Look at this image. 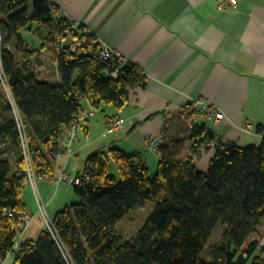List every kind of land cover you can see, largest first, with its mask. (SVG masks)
<instances>
[{"label": "trees", "instance_id": "obj_1", "mask_svg": "<svg viewBox=\"0 0 264 264\" xmlns=\"http://www.w3.org/2000/svg\"><path fill=\"white\" fill-rule=\"evenodd\" d=\"M31 22L55 26L53 32L49 28L55 83L39 79L29 64L35 50L21 31L29 30ZM0 25L5 39L0 61L23 117L33 170L53 179L58 152L65 150L60 144L63 129L77 120L83 103L92 111L111 104L120 110L128 103L129 90L144 88L148 77L122 57L111 77L112 69L97 57L99 45L92 44L96 36L82 26L71 29L69 20L45 0H0ZM68 35L79 38L84 51L92 48V54L57 53L58 39ZM0 107V139L5 142L0 150V259L12 254L13 264H264V137L257 145L241 146L215 138L206 121L191 127L196 156L202 144L216 141L203 172L192 156L184 159L182 140L158 146L160 158L152 175L138 152L118 147L94 152L76 175L88 177L73 186L80 203L52 217L56 235L44 228L36 238L21 241L16 223L26 211L25 160L6 96L0 95ZM149 200L153 212L135 236L124 240L117 229L120 221ZM220 225L225 230L206 260L203 251Z\"/></svg>", "mask_w": 264, "mask_h": 264}, {"label": "crops", "instance_id": "obj_2", "mask_svg": "<svg viewBox=\"0 0 264 264\" xmlns=\"http://www.w3.org/2000/svg\"><path fill=\"white\" fill-rule=\"evenodd\" d=\"M45 1L61 16L79 21L100 45L110 46L122 59L140 66L148 77L144 88L129 90L122 109L103 105L79 122L69 154L56 157L54 179L62 171L72 176L81 173L88 156L113 147L140 153L147 166L150 152L157 161L160 158L157 150L150 151L147 140L161 131L166 132L164 143L182 140L184 159L192 156L205 171L213 152L196 156L191 150L192 130L183 116L185 108L199 98L223 113L222 119L207 122L215 138L241 146L262 142L264 0H238L234 7L225 0ZM38 37L41 45L32 49L29 64L39 79L55 76L57 81L52 37L40 33ZM83 106L89 109L86 102ZM113 118H119V126H111ZM247 123L250 131L244 128ZM4 144L0 139V150ZM37 181L38 195L30 185L23 191L31 221L20 233L21 241L36 238L45 228L38 199L51 217L81 200L66 181Z\"/></svg>", "mask_w": 264, "mask_h": 264}, {"label": "built area", "instance_id": "obj_3", "mask_svg": "<svg viewBox=\"0 0 264 264\" xmlns=\"http://www.w3.org/2000/svg\"><path fill=\"white\" fill-rule=\"evenodd\" d=\"M238 0H225V4H229L230 6L234 7L236 5ZM223 2V3H224ZM225 4H222L223 7ZM50 5V4H49ZM51 8H54L55 6L52 4L50 5ZM64 16V15H63ZM66 18V16H64ZM69 20V25L71 29H75L80 25V22L77 20ZM4 30L0 25V59H1V48L3 46L4 43ZM99 39L96 38L93 41V45H98L99 44V48H98V52H97V57L100 61L102 62H106L108 65V68L112 69L110 70V76L111 77H116L117 75V67L116 65V61L120 60V56H118V54L114 51L113 48H111L110 46L107 45H100L99 43ZM82 43L80 41L79 38L77 37H72L69 36L68 37H64V38H59L55 48L57 53H63L65 51L70 52L71 54H78V55H83V54H92V48H88L86 51L83 50V48L81 47ZM111 61H114L113 64L111 63ZM110 62V64H109ZM56 63V61H55ZM120 63V62H118ZM0 83H2L3 88H4V92L5 94H7L8 96V100L10 105L13 108V112H14V116L16 117V121H17V126L19 127V133H20V139H21V149L23 151V157L25 160V168L22 170L23 174L25 175V177L27 178V182L28 185H30L33 189V191L37 190V183H38V179L42 178L38 175H36L35 171L33 170V165H32V159L30 157V148L28 145V138L26 136V129L24 127L23 124V117L20 115L19 110L17 108V105H15V100L13 97V94L11 93L10 90V85L7 82V78L5 75V72H3V68H2V61H0ZM93 114L92 110H85V109H81L77 112L76 116H77V120H73L69 123V127L68 128H64L63 129V135L62 138L60 139V144L61 147H63L65 150H59L58 155L61 154H69L70 152V144L71 141L73 139V137L75 136V132L77 127L79 126V122L87 117H89L90 115ZM183 116L185 117V119L187 120V123L190 127H194L198 124H200L202 121H212V120H218V119H222L223 113H221L220 111H215L214 107L212 106V103H210L207 100H202V99H196L193 100L188 107L185 108ZM111 126L113 127H117L120 124V120L119 118H113L110 121ZM245 130L250 131L251 128V124L247 123L245 125ZM166 137V132L161 131L160 134H158L155 137H150L147 140L148 143V147L150 150L155 151L157 150L158 146L163 142V140ZM216 141H214L213 139L202 144V146L199 148V150L202 151H210L213 152L214 150V145H215ZM207 148V149H206ZM206 149V150H205ZM214 153V152H213ZM57 155V156H58ZM88 178L85 174L81 177L78 176H72V175H67L66 173H64L63 171L59 173V175L57 176V178L54 179H50V180H55V181H66L67 183H69V185H82L83 183H85L87 181ZM34 191V193H36ZM38 214H40L43 217L44 220V225L45 228H47L49 230V232L55 236L56 232H55V227L53 225V218L51 217V215L48 214L47 212V206L46 204L41 200L38 199ZM18 219H17V223L16 225L19 226L22 229V232L25 228L28 227V224L31 221V215L30 213L27 211L21 212L18 214ZM264 242V239L261 240L260 246L261 244ZM18 244H16L17 246Z\"/></svg>", "mask_w": 264, "mask_h": 264}, {"label": "rangeland", "instance_id": "obj_4", "mask_svg": "<svg viewBox=\"0 0 264 264\" xmlns=\"http://www.w3.org/2000/svg\"><path fill=\"white\" fill-rule=\"evenodd\" d=\"M29 26H32L33 28H30L29 30L22 29L21 31L23 38L28 42L29 49L40 47L41 45L40 43L42 40H40L38 37L39 33L41 35L43 34L47 38H50L49 28L53 27V29H51L52 32L55 29V26L53 23L52 25H48V27H45L43 25L40 26L39 24L35 22H31ZM48 81L55 83L56 77L49 76ZM3 90H4L3 85L2 83H0V95L6 96L8 100V96L7 94L4 93ZM157 163L158 161H157L156 155L153 152H150L147 166L150 169L151 175L156 172L157 167H158ZM116 174H117V171H116ZM35 192L37 195L39 194L37 190ZM153 207H154V203L151 200L145 201L141 206L131 209L130 212H128L127 215L123 217L117 229L123 233L124 240L128 239L129 237L135 236L138 233L140 227L144 223V220L147 217H149V215L153 212ZM224 228H225L224 226H221V225L218 226L216 228V231L210 237L209 242L207 243V246L205 250L203 251L204 259L206 260L208 259L210 246L214 245L217 242V240L220 238L223 231L225 230ZM261 248L264 249V242L261 244ZM12 259H13V255L9 254L7 258L0 259V264H13Z\"/></svg>", "mask_w": 264, "mask_h": 264}, {"label": "bare ground", "instance_id": "obj_5", "mask_svg": "<svg viewBox=\"0 0 264 264\" xmlns=\"http://www.w3.org/2000/svg\"><path fill=\"white\" fill-rule=\"evenodd\" d=\"M17 246L15 245V248H16Z\"/></svg>", "mask_w": 264, "mask_h": 264}]
</instances>
